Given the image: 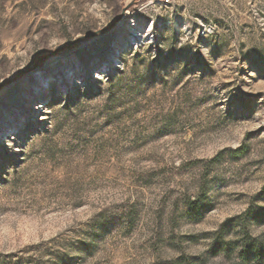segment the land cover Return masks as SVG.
Here are the masks:
<instances>
[{"label": "rangeland", "instance_id": "obj_1", "mask_svg": "<svg viewBox=\"0 0 264 264\" xmlns=\"http://www.w3.org/2000/svg\"><path fill=\"white\" fill-rule=\"evenodd\" d=\"M245 231L264 0H0V264H257Z\"/></svg>", "mask_w": 264, "mask_h": 264}, {"label": "trees", "instance_id": "obj_2", "mask_svg": "<svg viewBox=\"0 0 264 264\" xmlns=\"http://www.w3.org/2000/svg\"><path fill=\"white\" fill-rule=\"evenodd\" d=\"M225 252L231 251L230 246L224 248ZM240 257L246 262L264 263V243L261 240L253 239L249 232L245 231L244 243L240 250Z\"/></svg>", "mask_w": 264, "mask_h": 264}, {"label": "bare ground", "instance_id": "obj_3", "mask_svg": "<svg viewBox=\"0 0 264 264\" xmlns=\"http://www.w3.org/2000/svg\"><path fill=\"white\" fill-rule=\"evenodd\" d=\"M165 1V3H172V1H168V0H164Z\"/></svg>", "mask_w": 264, "mask_h": 264}, {"label": "built area", "instance_id": "obj_4", "mask_svg": "<svg viewBox=\"0 0 264 264\" xmlns=\"http://www.w3.org/2000/svg\"><path fill=\"white\" fill-rule=\"evenodd\" d=\"M168 1H172V2H175L176 0H168Z\"/></svg>", "mask_w": 264, "mask_h": 264}]
</instances>
